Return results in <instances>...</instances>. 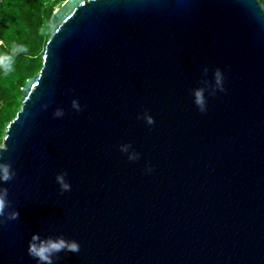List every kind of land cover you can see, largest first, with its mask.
<instances>
[{"label":"water","instance_id":"water-1","mask_svg":"<svg viewBox=\"0 0 264 264\" xmlns=\"http://www.w3.org/2000/svg\"><path fill=\"white\" fill-rule=\"evenodd\" d=\"M217 67L226 90L201 113L191 90ZM22 91L0 264H37L33 232L79 242L57 264H264L262 0H65Z\"/></svg>","mask_w":264,"mask_h":264},{"label":"clouds","instance_id":"clouds-1","mask_svg":"<svg viewBox=\"0 0 264 264\" xmlns=\"http://www.w3.org/2000/svg\"><path fill=\"white\" fill-rule=\"evenodd\" d=\"M2 44V41H0ZM28 49L23 45H16L10 53L0 54V73L7 75L13 71L14 58L19 54L27 53ZM204 77L208 76L209 69L204 66L202 69ZM225 75L221 68L217 67L212 73V79L202 80L201 86L193 88L191 95L193 103L201 113L207 111V97L215 96L217 92L225 91ZM207 94V95H206ZM47 108L48 105H43ZM71 107L76 112L82 110V105L79 100L73 98ZM55 118H61L65 114L62 107H57L53 111ZM137 119H143L146 124L152 125L155 123L154 117L145 109L141 113H137ZM119 151L126 154L129 161H137L141 158V153L137 151L131 142H122L118 145ZM153 170L152 165H147L145 171L150 173ZM17 175L16 169L12 162L6 159L0 153V225L6 224L8 221H13L19 218L20 212L12 206V201L9 198L8 188L5 186L9 181L13 180ZM66 172H58L55 180L59 185L61 194L71 191V183L66 179ZM80 244L75 239L65 238L62 234L58 236H43L40 232H33L28 242L27 252L37 264H57L59 254L61 252H79Z\"/></svg>","mask_w":264,"mask_h":264},{"label":"trees","instance_id":"trees-1","mask_svg":"<svg viewBox=\"0 0 264 264\" xmlns=\"http://www.w3.org/2000/svg\"><path fill=\"white\" fill-rule=\"evenodd\" d=\"M64 1L1 0L0 2V35L9 48L5 53H10L16 45H23L28 49L27 53L15 56L12 72L7 75L0 73V90L3 102L4 104L6 102L7 106L5 111L0 113V139L5 123L10 122L21 108L22 88L43 66V57L39 58L41 45L44 38L50 36V19L56 10V5Z\"/></svg>","mask_w":264,"mask_h":264},{"label":"rangeland","instance_id":"rangeland-1","mask_svg":"<svg viewBox=\"0 0 264 264\" xmlns=\"http://www.w3.org/2000/svg\"><path fill=\"white\" fill-rule=\"evenodd\" d=\"M61 5V3H58L57 5H56V8L57 7H59ZM49 34H50V29H49ZM48 37H49V35H47L45 38H44V41H43V43H42V45H41V49H40V53H39V58H41V57H43V55H44V51H45V48H46V41H47V39H48ZM21 100H22V96H21V98H20ZM7 108V106H6V102H5V104H4V102L0 105V113H3L4 111H5V109ZM11 108V107H10ZM13 112V111H12ZM8 121L5 123V125H4V130H3V134H2V136H1V139H0V146H2L3 145V138L5 137V134H6V129H7V125H8Z\"/></svg>","mask_w":264,"mask_h":264},{"label":"built area","instance_id":"built-area-1","mask_svg":"<svg viewBox=\"0 0 264 264\" xmlns=\"http://www.w3.org/2000/svg\"><path fill=\"white\" fill-rule=\"evenodd\" d=\"M0 41H2V44H0V54H4L5 52L9 51V48H8L6 41L1 35H0ZM2 103H3V97H2V91L0 90V105Z\"/></svg>","mask_w":264,"mask_h":264}]
</instances>
